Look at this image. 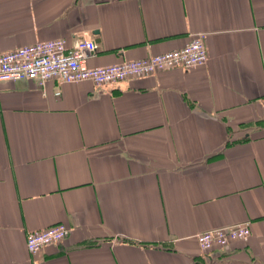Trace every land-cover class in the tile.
<instances>
[{"label":"crops","instance_id":"1","mask_svg":"<svg viewBox=\"0 0 264 264\" xmlns=\"http://www.w3.org/2000/svg\"><path fill=\"white\" fill-rule=\"evenodd\" d=\"M198 33L188 71L0 83V264H264V0H0V54L90 40L100 68ZM246 222L247 242L200 253L197 234Z\"/></svg>","mask_w":264,"mask_h":264},{"label":"built area","instance_id":"2","mask_svg":"<svg viewBox=\"0 0 264 264\" xmlns=\"http://www.w3.org/2000/svg\"><path fill=\"white\" fill-rule=\"evenodd\" d=\"M205 34L198 33L181 49L100 68H89L96 45L80 40L68 47L64 40H50L0 54V83L33 81L45 86L49 81L59 85L91 82L100 89L131 79L156 76L160 71L180 69L188 71L207 64ZM59 95V93H57ZM264 104V102H263ZM70 234L62 224L27 234L26 248L35 255L43 249L58 245ZM249 223L222 226L206 230L195 237L201 254H209L215 247L225 248L232 242H247Z\"/></svg>","mask_w":264,"mask_h":264}]
</instances>
